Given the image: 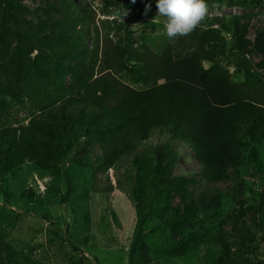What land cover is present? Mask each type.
I'll use <instances>...</instances> for the list:
<instances>
[{"label": "rangeland", "instance_id": "374dc122", "mask_svg": "<svg viewBox=\"0 0 264 264\" xmlns=\"http://www.w3.org/2000/svg\"><path fill=\"white\" fill-rule=\"evenodd\" d=\"M207 4L193 32L170 40L165 17L153 21L156 0H0V102L19 112L12 127L53 116L78 96L86 77H100L107 68L126 67L119 78L145 89L133 79L148 51L194 48L192 37L209 32L205 49L243 83L237 67L263 62L255 44L264 39V0ZM124 8L129 14L122 20ZM237 30L248 42L243 52L234 40ZM9 84L20 101L3 92ZM61 118L52 134L64 144L56 164L43 168L26 160L13 172L0 170V239L13 249L38 264H264V143L248 147L245 162L211 181L191 144L171 130L152 131L148 142L108 162L103 134L75 126L66 136ZM190 203L194 223H168V215H183ZM209 232L227 241L229 261L221 247L204 241Z\"/></svg>", "mask_w": 264, "mask_h": 264}, {"label": "trees", "instance_id": "16d2710c", "mask_svg": "<svg viewBox=\"0 0 264 264\" xmlns=\"http://www.w3.org/2000/svg\"><path fill=\"white\" fill-rule=\"evenodd\" d=\"M8 20L4 18L6 23ZM210 40L209 32L199 38L192 37L196 42L194 48L169 45L160 55L148 51L133 79L145 89L134 88L119 78L126 69L122 65L107 68L95 79L88 76L76 98H69L53 116L33 117L25 127H12L19 112H12L0 102V170L13 172L26 160L38 161L43 168L49 161L56 164L55 153L60 156L64 144L61 137L54 138L52 134L57 131L55 122L61 115L62 121H67L66 136L73 133L75 126L81 132L86 126L103 134L101 143L108 162L119 160L135 145L148 142L152 131L171 130L191 144L203 163L206 178L223 179L229 165L246 161L248 147L264 143V75L254 72L255 69L264 72V39L258 38L255 44L263 62L258 66L246 62L237 67V73L245 76L240 84L205 49ZM234 40L241 52L246 50L248 42L238 30ZM204 62L212 66L205 68ZM3 92L21 100L12 84ZM253 160H257L256 154ZM194 219L192 203L185 207L183 215L175 212L166 217L175 227L191 225ZM250 235L249 230L248 239ZM204 241L218 245L224 250L226 260L231 259L229 244L220 234L209 232ZM0 264L38 263L0 239Z\"/></svg>", "mask_w": 264, "mask_h": 264}, {"label": "clouds", "instance_id": "9594fccd", "mask_svg": "<svg viewBox=\"0 0 264 264\" xmlns=\"http://www.w3.org/2000/svg\"><path fill=\"white\" fill-rule=\"evenodd\" d=\"M133 3L136 0H132ZM158 17H165L163 22L166 36L172 40L189 35L205 19L208 12L207 0H156ZM151 10V4L145 7V14ZM129 11L123 9L118 16L123 20Z\"/></svg>", "mask_w": 264, "mask_h": 264}]
</instances>
